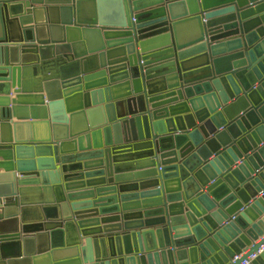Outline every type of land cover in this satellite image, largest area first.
Masks as SVG:
<instances>
[{
  "label": "water",
  "instance_id": "obj_1",
  "mask_svg": "<svg viewBox=\"0 0 264 264\" xmlns=\"http://www.w3.org/2000/svg\"><path fill=\"white\" fill-rule=\"evenodd\" d=\"M263 235L264 0H0V264H240Z\"/></svg>",
  "mask_w": 264,
  "mask_h": 264
},
{
  "label": "built area",
  "instance_id": "obj_2",
  "mask_svg": "<svg viewBox=\"0 0 264 264\" xmlns=\"http://www.w3.org/2000/svg\"><path fill=\"white\" fill-rule=\"evenodd\" d=\"M261 194V193H260ZM257 243L261 242V244L259 245V247L257 248V250L253 253H250L247 255L246 259L243 260L240 264H249V262L254 259L258 254H260L263 250H264V235L261 236L257 241ZM248 251L243 252L242 254L247 253ZM239 257H241L240 255H236L232 258V261L238 259Z\"/></svg>",
  "mask_w": 264,
  "mask_h": 264
}]
</instances>
